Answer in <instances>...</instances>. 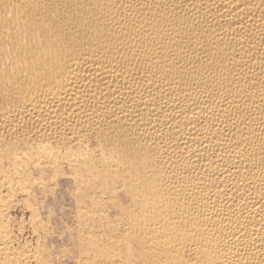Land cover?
<instances>
[{
  "label": "rangeland",
  "instance_id": "obj_1",
  "mask_svg": "<svg viewBox=\"0 0 264 264\" xmlns=\"http://www.w3.org/2000/svg\"><path fill=\"white\" fill-rule=\"evenodd\" d=\"M136 1L0 0V256L9 252L11 264L210 263L214 253L205 245L219 225L213 219L200 224L206 200L175 190L176 183L164 178L170 168L149 157L162 142L143 138L154 129L141 125L148 112L130 120L116 115V123L99 118L91 126L78 121L82 113L71 109L75 98L69 97L60 104L62 114L72 111L69 124L42 130L41 120L30 115L21 122L24 98L58 91L65 77L81 85L78 70L85 62L139 67L132 81L141 97L150 87L148 73L155 76L151 86L168 92L176 84L184 96H195L196 85L229 66L220 51L234 45L194 52L184 32L196 36L204 28L188 22L186 11L171 0H140L142 6L134 7ZM179 24L184 32L178 34ZM225 25V34L234 31ZM151 27L158 35L142 31ZM212 34L202 41L211 43ZM150 41L164 44L158 60L151 58ZM261 47L258 55H264ZM68 58L73 65L67 67ZM242 82L225 86L238 89ZM102 93L91 89L89 98ZM253 105L240 104L236 116ZM250 121L243 116L239 134ZM157 122L173 125L163 117ZM46 143L52 155H45ZM257 146L263 156L264 139Z\"/></svg>",
  "mask_w": 264,
  "mask_h": 264
},
{
  "label": "bare ground",
  "instance_id": "obj_2",
  "mask_svg": "<svg viewBox=\"0 0 264 264\" xmlns=\"http://www.w3.org/2000/svg\"><path fill=\"white\" fill-rule=\"evenodd\" d=\"M171 2L173 7L186 11L188 22L204 28L195 36L184 32L181 23L175 27L178 34H186L194 52L216 51L224 44L234 45L233 49L220 51L229 66L217 69L208 81L198 82L197 95L184 96L176 84L168 92L160 85L151 86L155 76L148 73L145 77L150 87L141 97L140 86L132 81L138 77L139 67L129 69L125 63L85 62L78 68L81 85L76 87L65 77L58 91H40L24 98L21 122L28 115L41 120L42 130L56 122L69 124L74 117L72 111L60 112V104L69 97L75 98L71 109L82 113L78 121L91 126L99 118L116 123V115L130 120L145 110L148 113L141 125L154 126V129L145 132L143 138L151 144L162 142L159 150L149 157L170 168L164 178L176 183L175 190L206 200L207 215L200 224L213 219L219 225L217 235L205 245L214 253L208 264H264V155L257 146L264 139V55H258V46L264 48V39L257 40L264 29V0L254 3L247 0ZM135 5L142 6V2L138 0ZM110 9L112 6L106 8ZM140 22L137 20L135 25L142 28ZM224 23L234 31L225 34ZM151 28L142 31L155 36L158 30ZM211 29L214 40L204 43L202 40L211 36ZM163 45L158 41L149 42L151 58L157 57L156 52ZM196 62L203 63V59ZM64 65H73L72 59H66ZM243 70L247 73L242 76ZM237 79L244 81L238 89L225 86V82ZM109 85L115 90H106ZM97 88L103 91L101 98L90 99L89 90ZM104 96L110 97L111 102L105 103ZM246 102L254 105L236 116L240 104ZM243 116L251 121L241 135L238 131ZM159 117L173 125H161L157 122ZM47 144L45 155H52ZM175 145L181 149V155L171 149ZM10 255L7 252L0 256V264H11Z\"/></svg>",
  "mask_w": 264,
  "mask_h": 264
}]
</instances>
